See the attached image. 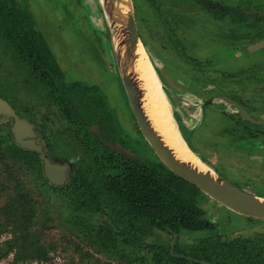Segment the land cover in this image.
<instances>
[{
  "label": "trees",
  "instance_id": "obj_1",
  "mask_svg": "<svg viewBox=\"0 0 264 264\" xmlns=\"http://www.w3.org/2000/svg\"><path fill=\"white\" fill-rule=\"evenodd\" d=\"M143 1L144 12L142 5L138 7L133 5L134 16L138 15L137 19L134 17L136 22L152 41L161 43V47L166 51L177 50L180 42L182 43L181 35L184 29L180 27L183 26V20L166 18L165 14H161L159 10L164 6H160L159 0ZM180 1L183 3L181 7L183 12H196L200 6L204 9L206 7L196 0H174L173 2L165 0V5L178 6ZM256 1L264 6V0ZM253 3L247 2L244 7L246 9L253 7ZM150 10L155 12H149ZM99 15L101 17V13ZM236 15L237 18L232 22L244 30V33L256 29L254 26L250 28L246 22L249 17H254L253 13L243 12ZM64 16V22L73 19L71 16L67 17L66 12ZM261 16L264 18V15L258 17ZM262 25L256 29L257 32L249 34L250 38L247 39H258L264 36V24ZM159 26L164 29L163 33L157 31ZM230 32L233 33V31ZM139 37L157 73L153 58L149 54L148 43L140 34ZM179 52L185 65L189 63L187 58L189 61L193 60L187 55L183 57L182 50ZM0 56L1 58L3 56L4 60H17L24 73L26 70L35 71V73L30 71L33 79H39L41 75L36 71L40 67L37 66V60L49 62L43 67L54 66V56L43 35L37 29L36 21L26 0H0ZM193 68L195 72L197 67ZM258 70L252 71V75L246 73L245 76L255 80L257 85L260 83L256 86V92L264 95V90L259 89L264 82V77L258 79ZM192 85L196 86V83H193L191 79L187 87L192 90ZM164 92L166 94L165 90ZM166 97L170 105L174 106L173 100L167 94ZM215 101L209 103L214 104L212 102ZM218 101L222 100L218 99ZM79 109L82 110L83 107ZM216 109L215 111H218ZM86 111L88 112V109ZM213 112H209L210 121ZM226 112L228 111L219 113L232 124L233 120L241 119L239 116L234 117L236 112L233 114ZM71 113L68 114L71 116ZM172 114L176 120V114L173 112ZM85 118H88L87 114ZM181 121L184 122L183 114ZM198 123H201L200 119L193 122V125L186 126L189 132L192 133ZM242 124H244L240 126L242 132L247 133L246 136L243 135V138L264 139V127H254L248 121H243ZM250 125L254 129H251ZM235 128L238 127L235 126ZM253 132L258 135H254ZM233 137L235 138V135ZM236 139L241 138L237 137L235 141ZM208 144L210 148L214 147ZM80 146L83 154L80 161L72 163L73 170L68 183L64 186L52 185L51 187L58 194L59 202L63 204L61 218L70 227L80 228L81 240L94 250L92 252L82 249V244L71 240L78 258L73 260L67 256L64 264H112V261H115V264H201L184 256L169 254V242L174 232L178 233L174 252L218 264H264V232L244 236L239 232L231 235L216 230L214 223L205 216L202 207L198 204L197 195L202 192L195 185L173 174L158 159L155 158L154 163L143 160L131 161L121 158L113 151L108 152L106 149L102 152L96 151L88 147L86 141L81 142ZM4 154L12 158L15 163L19 162L36 170L34 173L38 175L39 160L32 151L12 145L1 151L0 159ZM252 154L254 153H247V156ZM200 157L207 161L205 157L201 155ZM10 169L6 163H3V171H6L13 181L14 192L8 193L5 201L0 204V233H8L6 238L0 240V258L11 252L8 264H16V262L53 264V261L44 259L53 254L60 245L45 240L42 231L45 230L47 222H43L39 227L33 226L37 200ZM5 187L6 184L0 181V190ZM95 214L99 219H92V215ZM47 217L49 216H44V218ZM29 253L33 258L25 259V255ZM101 253L104 257H99L98 254Z\"/></svg>",
  "mask_w": 264,
  "mask_h": 264
},
{
  "label": "rangeland",
  "instance_id": "obj_2",
  "mask_svg": "<svg viewBox=\"0 0 264 264\" xmlns=\"http://www.w3.org/2000/svg\"><path fill=\"white\" fill-rule=\"evenodd\" d=\"M26 1L36 21L37 29L40 30L46 43L53 50L57 61L60 63L66 61L65 63H67V61L75 59L76 61L80 60L92 64L95 76L97 77L95 84L101 87L110 111L115 112L114 117L121 122V114L125 110L124 108L128 111V108L125 106L126 97L120 84L109 45L105 38L101 41L103 32L100 28L103 26V19L99 15V8L96 4L97 0ZM159 1L160 6H164L159 12L165 14L166 18L182 19L183 28L187 29L181 35L182 43L180 42L177 48L178 51L174 49L173 52H169L161 47V43L152 41L151 37L141 28L144 40L148 43L150 56L161 64V68L157 69L158 77L162 82L166 94L173 102H176L174 96L175 86L178 90L184 89V82L182 80L175 82L180 73L185 72V69H181L180 67H184L179 52L182 50L188 57L197 59L202 63V70H205L206 73H218L220 74L219 81H221V78L225 82L233 81L239 91L244 90L243 95L249 93L246 96L242 95L243 99L241 100L243 101V106H248V109H250V106H254L257 114L259 113L264 116V95L250 92L257 90V88H249V84L253 80L244 77L246 73L252 75L251 72L257 71L258 69V79L264 77V69H261L264 67V48L255 51H247L245 48L249 44L248 42L251 41V39H247L250 38L249 34H253L257 30L255 29L251 32L247 31L244 33V30L237 27L238 25L234 26L227 21L219 25V23L215 22L213 14L211 13V16L209 14L210 12L201 6L199 9L202 10V14L198 13L199 9L197 12H183L181 8L183 5L181 3L182 1L178 2V6L172 4L171 7L165 5V0ZM171 1L173 2L174 0ZM206 1L227 8L234 4V0ZM131 2L134 7H138V4H141L142 0H131ZM194 6L196 7V5ZM64 12H66L67 17L71 16L73 19L64 22ZM149 12L154 13L155 11L150 10ZM135 17L137 19L138 15ZM157 31L163 33L164 29L159 26ZM230 31H233V33ZM169 43L171 42L169 41ZM186 60L191 62L188 58ZM77 72L80 75L84 74L86 78L94 76L84 66ZM257 74L254 75L256 76ZM245 79H248L246 83L243 82ZM202 80H208L209 83L213 84V79ZM224 81L221 82L224 84ZM263 87L264 82H262L259 89L264 90ZM191 88L199 94L198 86L192 85ZM214 92L215 90L210 87L206 92H201L199 95L209 96L214 94ZM239 94L241 93L239 92ZM210 104L203 105V114L200 118L201 123L197 124L192 133L189 132V128L181 123V117L178 116L176 118V124H178L182 136H184L194 151L205 157L225 179H228L233 184L244 187L248 191L264 194V139L259 140V137L256 140L253 138L249 140L243 138L247 133H241L236 130L235 126H240L241 122L245 120H233L232 124L225 116H222L212 108L215 106L219 109L222 106L229 111L235 110L229 103L222 100V103L215 101V105ZM169 106L170 110L173 113L175 111L178 115L183 114L182 111H185L187 114H192L194 118L199 116V108L197 105H185L181 99L176 104V107ZM210 111H214L213 114L211 113L213 115L211 121L209 118ZM237 116L238 113L234 117ZM124 124L128 126V122L124 121ZM129 128V132L132 134L133 131L131 127ZM234 135L235 138L240 137L241 139H236L235 141ZM68 139L67 136L61 139L60 144L66 147V155L72 158L70 152L72 149L71 146L73 145L67 143ZM127 143L132 148L134 146L133 149L136 150L137 157H140L145 162H155L153 152L140 139L139 141L138 139L135 141L127 139ZM208 143L214 147L210 148ZM216 145L217 147H215ZM247 153L254 154L248 157ZM3 163L10 166V170L13 171L14 176L21 180L22 185L37 200L33 226L39 227L43 222H47L45 230L42 231L45 240L55 242V245L59 244L61 246V248L58 246V249L50 256L45 257L44 260H51L53 264H64L67 256L73 258V260H77L78 253L73 250L72 241L82 244V249H88L93 252L94 248L81 240L82 231L80 228L70 227L61 218L63 204L59 202L58 194L55 193L56 191H52V189L50 190L49 187H46L45 183L24 165H21L19 162L15 163L7 157L4 158L3 162H0V181L6 184L5 189L0 190V204L5 201L8 193L13 194L14 192L13 181L9 178L7 172L3 171ZM197 200L205 216L214 223L216 230L220 232L231 235L239 232V234L244 236L264 232V219L238 214L211 199L204 193H198ZM47 215L49 217L44 218ZM96 215H92V219H99ZM7 236L8 233L1 232L0 240ZM98 255L99 257H104L102 253ZM10 258L11 252L7 256L0 258V264H8ZM27 258H33L32 254H26L25 259ZM112 262V264L116 263L115 261ZM16 264L25 263L16 262Z\"/></svg>",
  "mask_w": 264,
  "mask_h": 264
},
{
  "label": "flooded vegetation",
  "instance_id": "obj_3",
  "mask_svg": "<svg viewBox=\"0 0 264 264\" xmlns=\"http://www.w3.org/2000/svg\"><path fill=\"white\" fill-rule=\"evenodd\" d=\"M196 1H199L207 7H205V9L210 12L209 14L211 16L213 14L215 22L219 23V25H222L225 23V21H227L235 26L236 24L233 23L232 20L237 18L235 17L237 16V13L241 14L243 12H250V14L253 13L254 15V17H249V19L246 21L247 24L250 25V28L254 26V28L256 27V29H258L263 26L262 24H264L263 16L258 17L260 15H264V6L260 5L256 0H234V4L228 8L225 6L216 5L206 0ZM247 2H254L253 7L255 8L249 7L246 9L244 6L247 4ZM139 5H142L143 10L144 1L142 0V3H139L138 6ZM215 10L223 12H218ZM198 13L202 14V10L199 9ZM136 28L138 34H140L141 37H144L141 29L142 27H140V25L138 26L137 22ZM245 28L250 30L248 26H245ZM180 29L187 31V29L183 28V26L180 27ZM261 39H264V36L254 39L253 41L251 40L248 42V45ZM47 46L54 56V66L49 68L47 66L43 67L48 65L49 62L37 60V66L40 67H38L36 71L41 74L39 79H33L34 77H32L30 73V71L32 73H35V71L26 70V73H24L17 60H4L3 56L2 58L0 56V99L8 104L14 115L29 122L32 125V129L35 132H38L40 135L33 137L37 145L35 150L21 147L14 141V131L11 129L12 120L0 115V153L12 145H17L21 149L32 151L39 160L37 162L39 166V173L37 176L43 181V183H45L46 187H50V190L54 189L51 187L52 185L64 186L68 183L73 170L72 163L81 160L83 152L81 150L80 143L83 141H86L87 146L96 149V151L102 152L106 149L108 152L113 151L116 155L125 160L142 161L140 157H137L138 155H136V150L133 149L134 146L132 145V148L128 145L127 139L132 141H135L136 139L139 141L140 139L142 142H144L146 147L149 149L150 147L139 132L137 125L129 111L126 99L125 106L128 108L129 112L126 110V108H124L125 110L121 114L122 121L120 122L114 117L115 112L110 111V107L107 105L104 99L101 87L95 84L97 77L95 76L92 64L80 60L76 61L75 59L69 60L67 63H65V61L63 62L64 64L60 63L57 61L53 50L48 44ZM181 54L184 55L183 57H186L185 55H187L184 54V51H182ZM181 62L184 64V67H180L181 69H185V72L180 73L175 82H177V80H182L184 82V89L178 90L175 86L174 96L176 102H173L174 107H176V104L181 99L185 105L193 104L197 105L199 108V116L196 118L192 117V114H187L185 111H182L184 117V122H181L182 124L185 126L193 125V122L200 119L203 105L205 103H209L213 100L218 101V99L223 100L222 96H226L236 101L256 121V123L250 122L254 125V127H264V116L259 113L257 114L256 110H254V106H250V109H248V106H243V101L241 99H243L242 95L244 90L239 91L237 89L238 87H236L233 81L225 82L224 79L221 78V81H224L223 84L221 81H219L220 74L206 73L205 70L200 71L199 69H202V63H200L197 59H193L186 65L185 61L182 60ZM153 63L156 70L161 68V64L155 59H153ZM82 66L87 67L90 73H92L94 76L86 78L84 74H82L83 76L80 75V73L77 71H79ZM193 67H197L195 72L193 71ZM191 79L192 82L196 83V86H198L199 94H201V92H206L210 87L215 90L214 94L202 96L193 90H190L187 85ZM202 79H213V84L209 83L208 80L206 81ZM216 79L218 81L217 83ZM243 82L246 83L247 79H245ZM259 85L260 83L257 85L256 81L253 80V82L249 84V88L254 86L256 88V86ZM239 92L241 94H239ZM250 92H255V94H257L256 90ZM247 94L249 93H246L243 96H246ZM86 101H88V103ZM81 107H83L82 110L79 109ZM212 108L214 109V106ZM75 109L76 111H73ZM86 109H88V112ZM216 110H218L217 112L228 111L226 113L231 114L236 111V109L229 111L222 106ZM70 112H72L71 116L68 114ZM174 113L176 114V118L178 116L181 117L182 115H178L175 111ZM86 114L88 115L87 119L85 118ZM124 121L128 122V126L131 127L133 131L132 134L129 132L130 128L124 124ZM240 126H244V124ZM240 126L237 125L236 127L238 128H236V130L244 133L242 132V127L240 128ZM254 127L251 126L250 128L254 129ZM81 130L82 132H80ZM74 134H76L77 137L74 136ZM253 134L258 135L256 132H253ZM66 136L69 138L67 143L73 145L71 146L72 149L70 152L72 158L66 155V147L60 144L61 139H64ZM256 139L258 138L256 137ZM5 157L13 161V159L8 157L6 154L1 156L2 159H0V161H3ZM155 158L157 159L156 156ZM43 160H47L49 163L56 162L59 164H65L67 166L64 170L65 179L59 183H56L53 177L46 176L43 170ZM26 168L31 172H36V170H33L30 167ZM51 179L53 181H51Z\"/></svg>",
  "mask_w": 264,
  "mask_h": 264
},
{
  "label": "water",
  "instance_id": "obj_4",
  "mask_svg": "<svg viewBox=\"0 0 264 264\" xmlns=\"http://www.w3.org/2000/svg\"><path fill=\"white\" fill-rule=\"evenodd\" d=\"M97 4L103 19V26L100 28L103 32L101 41L105 38L109 45L129 111L139 132L152 150L153 154L173 174L195 185L202 193L226 208L241 215L264 219V194L248 191L244 187H239L236 184H233L228 179L221 176V174H219L209 162L202 159L200 155L188 145L184 136H182L178 125L176 124V120L173 117L172 111L170 110V106L169 110L171 117L183 144L190 154L200 164L206 167V170H199L190 163L177 159L162 142L160 136L154 132L144 113V109L142 108L141 92L138 89V76L133 68L138 46L141 47L147 56L148 62L160 82V85L161 81L139 37L132 2L131 0H97ZM113 37H116V41H114ZM261 48H264V39L255 41L246 46L248 51H255ZM222 99L236 109L238 116L241 119L256 123V121L236 101L226 96H222ZM168 105H170L169 101ZM0 115L12 120L11 129L14 131V141L19 146L30 150L36 149L37 145L33 137L40 136L39 133L32 129V125L29 122L14 115L8 104L2 99H0ZM43 161V170L46 176L53 177L56 183L65 179L64 170L67 167L65 164H59L56 162L49 163L47 160ZM51 181L53 180L51 179ZM177 237L178 233L176 232L171 236L168 247L170 255L184 256L186 259H192L201 264H218L216 262L174 252L173 249Z\"/></svg>",
  "mask_w": 264,
  "mask_h": 264
},
{
  "label": "bare ground",
  "instance_id": "obj_5",
  "mask_svg": "<svg viewBox=\"0 0 264 264\" xmlns=\"http://www.w3.org/2000/svg\"><path fill=\"white\" fill-rule=\"evenodd\" d=\"M113 38L116 41V37ZM133 68L138 76L142 108L154 132L160 136L162 142L177 159L205 171L206 167L200 164L183 144L171 117L164 90L161 88L160 82L140 46L136 50Z\"/></svg>",
  "mask_w": 264,
  "mask_h": 264
}]
</instances>
